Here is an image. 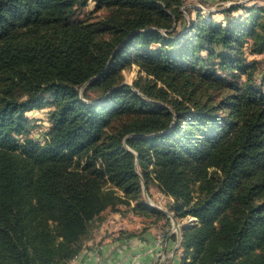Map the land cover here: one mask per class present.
<instances>
[{
	"label": "trees",
	"instance_id": "16d2710c",
	"mask_svg": "<svg viewBox=\"0 0 264 264\" xmlns=\"http://www.w3.org/2000/svg\"><path fill=\"white\" fill-rule=\"evenodd\" d=\"M89 1L106 14L79 20ZM181 4L0 0V264H69L129 198L135 214L168 221L142 198L136 164L147 192L196 219L179 264H264V80L242 58L247 39L264 56V9L240 20L232 6L225 25L197 16L181 33ZM132 63L155 83H121ZM47 106L39 145L28 113Z\"/></svg>",
	"mask_w": 264,
	"mask_h": 264
},
{
	"label": "rangeland",
	"instance_id": "374dc122",
	"mask_svg": "<svg viewBox=\"0 0 264 264\" xmlns=\"http://www.w3.org/2000/svg\"><path fill=\"white\" fill-rule=\"evenodd\" d=\"M232 6H241L242 9L234 11L231 16L234 18H239L240 20H243L248 17L246 14L245 8H256V10L264 9V0H182V4L180 6V11L182 12L183 19L180 21L177 27V31L184 32L188 29L190 23L192 21L197 20V16L211 20L215 23H221L222 25H225V16L223 15L222 11L227 10L231 8ZM256 14H258V21L264 24V13L256 11ZM106 14V10L103 8H97L92 1H89L84 7L77 8L76 11V16L79 20L82 21H93L101 16H104ZM162 33H165L164 30H160ZM251 41L247 39L244 43L243 46V59H244V64L249 65L252 64L256 67V80L257 82H262L264 79V56L261 54H253L251 52ZM119 76L121 78V83L130 85L133 89L135 83H140V85L146 84L148 81H152V83H155L153 80L152 76H149L145 73V71L139 67L136 63H132L130 66H126L122 68L119 72ZM237 80L242 81L244 79L243 75L237 74ZM226 77L228 79H233L232 74H227ZM157 86H163L161 82L157 83ZM263 87H264V81H263ZM83 89V88H82ZM81 89V90H82ZM169 97L170 95L173 96V98H179L177 94L172 93L170 90L166 89ZM87 95L91 98H98L100 96V92L97 90H89L87 91ZM180 99V98H179ZM51 109V106H47L41 109H35L32 110L31 112L28 113V118H29V125H28V136L30 139H32L35 143H38L39 145L44 144L48 140V128H49V123L47 121V113ZM23 137L18 138L19 143H23ZM75 159L73 160L72 164L76 165L77 161L75 163ZM98 163L100 161H97ZM85 163V159L82 158L79 161V165L83 166ZM136 170L139 174L140 181L142 184V191H141V196L144 199V201L149 205H155L163 210L167 211L171 215L174 216V213L170 211V205L174 203V199L164 193L163 191L159 190L155 185L150 184L149 191L147 192L146 189V195L147 198H149L148 202L147 199L144 195L143 192V178L141 176V173L137 167L136 164ZM153 176V174H151ZM145 186V185H144ZM117 194L120 196H123V192L117 190ZM129 200V205H121L119 206L120 211H109L107 214L108 216L111 213H117V218L118 219H113V225H122L126 224L128 225L133 221L134 219H137L136 217H141L134 212L130 211L129 209L131 207H134L135 201L133 199H128ZM152 207V206H151ZM154 208V207H153ZM158 210V209H157ZM164 214V213H163ZM165 216L168 218V221L164 219H158L157 217L152 215L150 218H146V221H144L146 224L149 223H158L159 221H163L162 225L160 226L161 230L159 231V239H162V242L164 240V236L168 232H177L175 231L176 229L173 226V221L172 219L165 214ZM143 218V217H141ZM178 226L180 228L179 233L182 229L188 225H193L196 223V219L194 217L187 216L185 218H176ZM112 225V222H111ZM97 223L93 226L91 229L90 233L95 231L97 229ZM122 227V226H120ZM89 233V234H90ZM182 239V238H181ZM161 242V243H162ZM180 255L182 254V249H180Z\"/></svg>",
	"mask_w": 264,
	"mask_h": 264
},
{
	"label": "crops",
	"instance_id": "0c3cea01",
	"mask_svg": "<svg viewBox=\"0 0 264 264\" xmlns=\"http://www.w3.org/2000/svg\"><path fill=\"white\" fill-rule=\"evenodd\" d=\"M108 213L96 222L97 229L92 230L81 252L69 264H179L181 231L168 232L162 244L157 245L163 221L146 224V218L136 217L135 222L115 226L117 213ZM172 233L175 239L170 237Z\"/></svg>",
	"mask_w": 264,
	"mask_h": 264
},
{
	"label": "water",
	"instance_id": "95a60500",
	"mask_svg": "<svg viewBox=\"0 0 264 264\" xmlns=\"http://www.w3.org/2000/svg\"><path fill=\"white\" fill-rule=\"evenodd\" d=\"M84 87H85V84L83 85L82 88H84ZM143 192H144V195H145V197H146V199H147V202H148L149 198H147V195H146V189H145L144 184H143ZM151 206L154 207V208H156V209H158V210H160V211L163 212L164 214L168 215V216L172 219V221H173V226H174V228H175L176 231L179 233L180 228H179L178 223H177V221H176V219L174 218L173 215H171L170 213H168L167 211L163 210L162 208H160V207H158V206H155V205H151Z\"/></svg>",
	"mask_w": 264,
	"mask_h": 264
},
{
	"label": "built area",
	"instance_id": "2783aa9c",
	"mask_svg": "<svg viewBox=\"0 0 264 264\" xmlns=\"http://www.w3.org/2000/svg\"><path fill=\"white\" fill-rule=\"evenodd\" d=\"M162 239H158V241H157V245H161L162 243Z\"/></svg>",
	"mask_w": 264,
	"mask_h": 264
}]
</instances>
